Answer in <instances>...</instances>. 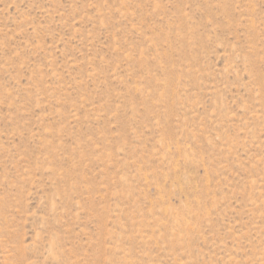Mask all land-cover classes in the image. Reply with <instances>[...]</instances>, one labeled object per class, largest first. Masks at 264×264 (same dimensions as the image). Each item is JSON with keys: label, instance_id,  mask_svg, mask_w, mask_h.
Listing matches in <instances>:
<instances>
[{"label": "rangeland", "instance_id": "rangeland-1", "mask_svg": "<svg viewBox=\"0 0 264 264\" xmlns=\"http://www.w3.org/2000/svg\"><path fill=\"white\" fill-rule=\"evenodd\" d=\"M0 264H264V0H0Z\"/></svg>", "mask_w": 264, "mask_h": 264}]
</instances>
